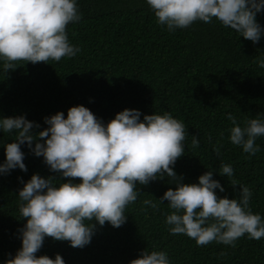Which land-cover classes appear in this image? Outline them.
I'll return each mask as SVG.
<instances>
[{
    "label": "trees",
    "instance_id": "16d2710c",
    "mask_svg": "<svg viewBox=\"0 0 264 264\" xmlns=\"http://www.w3.org/2000/svg\"><path fill=\"white\" fill-rule=\"evenodd\" d=\"M77 3L81 18L70 22L66 32L80 51L59 61L21 60L14 68L0 69V116L25 114L39 123L33 128L39 131L47 126L45 116L57 110L67 115L75 104L89 107L104 122L125 107L140 109L141 119L145 113L168 111L185 125V151L173 165L175 172L185 182H195L207 168L231 164L230 179L251 189L250 207L264 218V136L255 141L259 152H243L228 140L231 121L225 115L231 112L238 123L264 116V67L255 59L264 54V36L253 43L215 18L168 31L157 24L145 0ZM256 19L264 25V10ZM193 134L199 140L195 146ZM12 138L0 131V139ZM21 149L27 171L17 167L0 174V264L20 247L17 230L26 221L18 211L16 192L23 186L18 178L58 176L26 144ZM213 178L225 188L216 189L218 195H238L239 185H231L226 175L214 170ZM168 187L175 184L166 176L137 184V198L126 205L120 226L97 224L84 247L46 236L36 254L54 257L59 252L65 264H128L147 247L165 250L171 264H264V237L249 239L245 234L233 245H197L187 235L170 234L164 217L171 209L167 200H158ZM145 199L156 207L143 204Z\"/></svg>",
    "mask_w": 264,
    "mask_h": 264
},
{
    "label": "clouds",
    "instance_id": "9594fccd",
    "mask_svg": "<svg viewBox=\"0 0 264 264\" xmlns=\"http://www.w3.org/2000/svg\"><path fill=\"white\" fill-rule=\"evenodd\" d=\"M157 24L168 31L186 28L196 20L213 18L234 29L253 43L264 36L256 14L264 10V0H145ZM81 18L77 0H0V69L17 66L16 61L48 62L72 57L80 51L67 36L66 26ZM264 67V54L255 58ZM228 140L243 152L260 151L255 141L264 136V116L257 114L238 123L231 112ZM46 127L25 114L0 116V131L13 137L0 139L4 160L0 174L19 168L27 171L25 153L29 150L43 157L57 177L33 173L16 192L20 217L26 218L18 228L20 247L3 264H65L62 255H37L46 236L66 240L72 247H84L94 234L96 225L108 222L118 227L126 220L124 209L137 198V184L158 178H169L168 187L158 197L167 200L169 211L164 222L170 234H184L197 245L212 241L233 245L242 235L249 239L264 237V218L250 207L251 189L237 183L233 167L221 162L216 169L207 168L195 182H185L173 165L185 147L184 123L170 112L143 114L138 108L125 107L104 122L89 107L75 104L67 115L57 110L45 116ZM211 140V137H209ZM34 142V143H33ZM192 145L199 140L193 134ZM218 151V150H217ZM226 175L231 185H239L238 195L220 196L215 191L225 188L213 172ZM67 177V180H59ZM79 177V182L72 178ZM152 208L156 203L145 199ZM128 264H171L163 249L147 247Z\"/></svg>",
    "mask_w": 264,
    "mask_h": 264
}]
</instances>
